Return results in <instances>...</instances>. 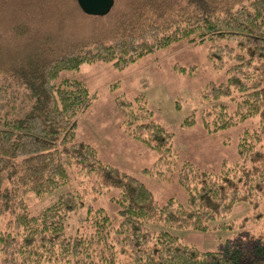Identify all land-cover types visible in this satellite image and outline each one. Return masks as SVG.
<instances>
[{"label": "trees", "instance_id": "obj_1", "mask_svg": "<svg viewBox=\"0 0 264 264\" xmlns=\"http://www.w3.org/2000/svg\"><path fill=\"white\" fill-rule=\"evenodd\" d=\"M211 42L214 68L232 60L225 83H209L199 117L208 132L258 117V128L237 144L239 161L218 171L179 161L172 134L151 119L143 96L116 97L126 132L158 153L152 168H178L187 193L159 204L139 179L100 159L91 144L75 139L76 117L92 102L77 78L61 77L83 63L123 69L175 41ZM180 69L184 70V67ZM228 99L234 103L229 112ZM192 112L187 125L196 122ZM264 0H108L96 12L79 0H0V264H264V238L227 239L222 251H203L145 221L208 231L210 222L240 201L264 198ZM74 177H94L116 188L119 220L97 209L86 233L67 235L65 221L81 194L62 193L37 214L26 195L41 197ZM158 178V176H156ZM92 216V214H89ZM119 245V247H117ZM121 254L125 258L118 259Z\"/></svg>", "mask_w": 264, "mask_h": 264}, {"label": "rangeland", "instance_id": "obj_2", "mask_svg": "<svg viewBox=\"0 0 264 264\" xmlns=\"http://www.w3.org/2000/svg\"><path fill=\"white\" fill-rule=\"evenodd\" d=\"M210 47L209 40H180L140 57L123 69H117L110 63L93 62L60 73L61 77L80 79L92 93L90 106L76 117L75 139L94 146L102 161L142 181L159 204L169 198L182 203L186 201L187 193L178 182V168H157L161 174L143 171L154 166L158 153L126 132L115 98L132 100L143 96L146 108L151 111V119L171 132V148L180 162L189 161L197 167L218 171L224 160L227 164L239 161L237 144L246 131L253 132L258 128V117H250L215 132L205 130L198 113L211 101H205L202 93L209 83H225L232 63V60L224 58L223 66L214 68L208 58ZM219 102L227 103L229 112L234 109V103L226 98ZM192 112L198 115L197 120L187 125L185 120ZM263 146L264 134L257 148ZM69 173L71 180L68 184L41 197L28 193L26 201L29 213H39L60 194L71 191L81 194V197L78 208L65 221L67 235L87 233L97 209L108 214L112 224L116 225L119 220L116 202L118 190L103 188L96 191L92 187H98L94 177L89 178L84 174L74 177L71 168ZM11 219L10 213L0 215V233L9 229ZM145 225L155 233L167 231L180 242L200 250L222 251L227 239L238 237L254 242L264 238V198L255 202L235 203L228 213L210 222L215 227L208 231L177 228L162 221L148 220ZM117 258L125 257L118 254Z\"/></svg>", "mask_w": 264, "mask_h": 264}, {"label": "water", "instance_id": "obj_3", "mask_svg": "<svg viewBox=\"0 0 264 264\" xmlns=\"http://www.w3.org/2000/svg\"><path fill=\"white\" fill-rule=\"evenodd\" d=\"M82 6L91 12L101 11L106 5L108 0H79Z\"/></svg>", "mask_w": 264, "mask_h": 264}]
</instances>
